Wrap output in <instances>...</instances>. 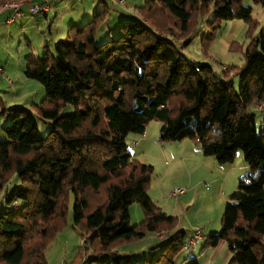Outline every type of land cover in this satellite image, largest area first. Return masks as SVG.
<instances>
[{"label": "trees", "instance_id": "16d2710c", "mask_svg": "<svg viewBox=\"0 0 264 264\" xmlns=\"http://www.w3.org/2000/svg\"><path fill=\"white\" fill-rule=\"evenodd\" d=\"M210 4L212 28L235 18L250 31L257 24L243 0H144L140 19L123 21L114 38L96 43L105 9L72 25L53 52L25 56L24 74L42 84L45 96L35 113L7 109L12 115L3 127L7 139L0 141V190L11 175L19 183L4 193L0 209V264H45L43 250L63 223L70 196L72 223L90 262L136 264L120 247L167 230L172 233L164 245L151 247L144 264H175L183 232L175 231L176 217L152 202L153 167L133 159L126 143L129 133L143 134L153 120L160 122L159 141L191 139L219 163L242 151L248 170L228 194L219 231L201 250L224 240L226 264H264V25L246 46L242 65H222L216 73L179 49ZM229 70L238 76V88ZM68 104L74 112L60 115ZM254 105L262 113L259 129ZM36 118L50 120L45 135ZM13 199L20 205L16 212L9 206ZM133 203L144 218L130 225Z\"/></svg>", "mask_w": 264, "mask_h": 264}, {"label": "rangeland", "instance_id": "374dc122", "mask_svg": "<svg viewBox=\"0 0 264 264\" xmlns=\"http://www.w3.org/2000/svg\"><path fill=\"white\" fill-rule=\"evenodd\" d=\"M143 3L144 0H125V6H121L112 0H104V3L99 0H87L83 2V6L80 8L82 11L80 17L83 18L82 22L87 19L89 21L95 12L107 10L95 35L96 43H99L117 36L120 24L125 20L135 18V15H138V8ZM243 4L252 8V16L257 21L252 31L249 30L246 22L236 18L222 20L218 22L219 26L212 28L215 25L213 23L214 9L213 5L210 4L206 12L197 15V22L189 36L191 41L184 46L181 44L185 39L181 41L179 46L181 53L192 61L211 65L216 73L223 72L222 65L227 67L241 66L244 59L243 52L251 37H255L264 25V5L255 3L253 0H243ZM90 7H92L91 10ZM0 18V141H4L7 136L3 127L10 124L12 115V112L7 109L17 106L35 113V105L42 102L45 89L39 81L24 74L25 56L28 53L40 56L38 45H28L26 35L8 29L7 24L9 23L6 24L2 16ZM57 21L60 29H62L65 20L62 21L58 17ZM49 23L50 20L47 24ZM60 38L59 40H62L66 38V35ZM32 42L37 43L36 41ZM53 44L49 41L50 49L48 50L50 52L54 51ZM229 73L235 88H238V76L233 70H229ZM261 106L263 108V105ZM2 109H6V111L2 112ZM251 110L255 114L256 128L259 129L262 123V113L256 109L255 105L251 107ZM73 112V106L68 104L61 109L60 115ZM36 121L39 133L45 135L50 127V120L36 118ZM151 129L152 134L148 133V140L144 146L136 145L134 137L138 134L129 133L126 137L127 147L133 159L153 167L148 194L152 202L160 207L163 212L177 218L175 231L183 232V245L175 256L174 263L190 264L193 261H198L200 257L198 251L204 243L205 237L219 231L228 194L237 187L238 179L233 180L230 187L228 184L223 189L220 188L219 183L224 171L227 170V167L233 166L230 176L227 177L231 179L238 171L243 170V165L246 162L242 151L238 150L233 161L219 163L214 156L203 155L201 146L196 141L184 139L161 142L156 138L153 128ZM166 144L172 148H165ZM189 145H192L190 147L192 149L188 148ZM198 155L203 157L204 163ZM192 167L198 168L196 172L198 174L195 173L196 175L193 174L190 177L188 170ZM174 169L175 173L173 172ZM15 183H19V180L16 175H11L0 190V209L5 205L4 193ZM175 188H185V193L178 196L171 195ZM72 203V196H70L63 223L46 242L43 250L45 264H101L100 261L90 262L91 253L89 249H85L81 230L79 227L73 226L72 223ZM19 209L20 205L13 212ZM143 218L141 206L137 203L131 204L130 225L141 222ZM196 228L201 229L204 240L193 248L188 244V240ZM159 233L168 237L172 232L167 230L149 232L140 240L125 244L127 250L134 251L131 256L136 264H144V259L151 252V247L164 245L166 241L158 236ZM200 258L201 263L206 262V255Z\"/></svg>", "mask_w": 264, "mask_h": 264}, {"label": "crops", "instance_id": "0c3cea01", "mask_svg": "<svg viewBox=\"0 0 264 264\" xmlns=\"http://www.w3.org/2000/svg\"><path fill=\"white\" fill-rule=\"evenodd\" d=\"M86 1L87 0H51L50 1V8L46 14L30 15L27 12V6H28L29 2L35 3V2H38V0H22L23 3L21 5V9L24 11V16L19 18L18 20L16 19L12 23H9L10 25L7 24L6 22L5 23L8 25V29L10 28V30H16V32L21 33L24 36L26 35V41H27L28 45L34 46V44H37L39 51H40L39 55H41L42 53H44L45 51L50 49L49 41L51 42V44H53V43L55 44L59 39H61L60 37H62L63 35H66L67 30L72 25L79 26L88 20L87 19L84 22H82L83 18L81 19V17H80L81 16L80 14L82 13L80 8L83 6V2H86ZM99 1L104 3V0H99ZM91 9H92V7H90V10ZM8 14H9V11L0 12V17L2 16L4 21H5V18ZM58 17H60V19L62 21L65 20V23L63 24L64 27L62 26L63 27L62 29H60V27H59V23L57 21ZM135 18L140 19V17L138 15L137 16L135 15ZM49 20H50V23L47 24L49 22ZM32 41H36L37 43L32 42ZM48 51H50V50H48ZM155 121L156 120H153L147 125L143 134L135 135L134 139L136 140V145L140 144V146H144L146 144V142L148 140L147 139L148 133L150 132V134H152L151 128H153L154 132L156 133V138H157L158 130L160 127V122L157 121V123H155ZM168 145L169 144H166L165 148L171 149L172 146H168ZM191 146L192 145H189L188 148L192 149V148H190ZM200 149H201V147H200ZM198 157L202 161V163L205 162L203 157H201L200 155H198ZM176 169L178 170V168H176ZM232 169H233V166H229V167H227V170L224 171V174L222 176V180L219 183L220 188L223 189L228 184L230 187V185L232 184V181L233 180L236 181V179H238L241 175H243L244 172L248 170V167L246 164H244L242 171H238L234 175V177L231 179L227 178L228 176H230ZM197 171H198V168L192 167V169L188 170V176L191 177V175H193V174L194 175L198 174V173H196ZM173 172L175 173V169ZM203 240H204V237L202 234V238L200 241L202 242ZM199 242H198V244H199ZM126 246L127 245L121 246L120 251L124 252V253L125 252L130 253L131 255L134 254V251L133 250H127ZM201 246H200V249L198 251V254L200 255V257L203 255H206V259H205L206 262L201 263V258L198 256L199 257V259L197 261L198 264H226V262L229 258V252H228L227 244L224 240H220L216 246H213V247L208 246V247L204 248L203 250H201Z\"/></svg>", "mask_w": 264, "mask_h": 264}, {"label": "built area", "instance_id": "2783aa9c", "mask_svg": "<svg viewBox=\"0 0 264 264\" xmlns=\"http://www.w3.org/2000/svg\"><path fill=\"white\" fill-rule=\"evenodd\" d=\"M116 1L117 3H119L120 5H125V0H113ZM50 0H40L39 2H29L28 6H27V12L28 14H37V13H46L49 10V3ZM22 0H7L4 3L1 4L0 6V12L2 11H9V14L7 15L5 22L6 23H12L13 21H15L17 18H21L24 16V11L21 9V5H22ZM1 72V69H0ZM259 109H262L261 105H258ZM185 192V189L183 188H175L173 189V191L171 192V195L173 196H177V195H181ZM6 195H4L3 200L6 199ZM19 205V202L17 199H13L11 206L13 209H17ZM158 236L161 239H165L167 236L164 235L163 233H159ZM202 238V232L201 229L196 228L191 237L188 240V244L195 248L196 245L198 244V242L201 240Z\"/></svg>", "mask_w": 264, "mask_h": 264}]
</instances>
